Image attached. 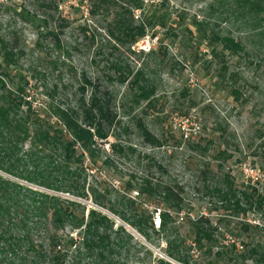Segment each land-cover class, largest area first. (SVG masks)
<instances>
[{
    "label": "rangeland",
    "instance_id": "1",
    "mask_svg": "<svg viewBox=\"0 0 264 264\" xmlns=\"http://www.w3.org/2000/svg\"><path fill=\"white\" fill-rule=\"evenodd\" d=\"M212 1L147 0L150 7H146L144 21L154 15L165 25L148 29L138 40V44L148 43L149 53L155 51L148 56V52L140 54L136 44L129 49L110 37L108 20L88 14L93 0H0L1 35L15 40L21 52L11 76L15 83L18 76L24 78L33 109L49 116L50 108L57 105L76 106L83 96L79 89L82 75L112 97L111 110L118 123L109 129L106 141H97L101 152L96 168L86 172V190H108L114 198L129 176H145V157L164 170L163 174L153 168L149 175L153 180L172 181L183 188V210L171 214L175 221L171 229L164 236L148 231L149 241L106 209L93 205L90 197L58 194L84 205L85 215L89 209H96L115 221L114 228L124 226L135 239L127 264H154L157 259L180 264L166 255L170 247L167 242L173 238L176 246L188 251L189 264H209L214 259L219 264H241L250 249L264 251V202L250 209L246 203L264 197V183L250 184L240 170L247 164L264 174V55L248 50L236 56L225 53L222 59L214 57L211 43L203 36L214 31L242 39L243 33L237 25L227 26L217 20L216 13L210 15L207 6ZM222 61L228 67L226 73L220 69ZM112 63H118L123 73L148 66L154 90L151 103L137 100L127 83L118 82ZM90 93L91 89H86L85 101ZM138 121L160 147L142 139ZM112 144L125 153L126 148L133 149L143 159L141 168L135 166L133 157L112 149ZM89 165L85 160L83 167ZM225 175L242 206H247L245 213H234L206 191V187H225ZM241 192L250 200L243 199ZM157 214L153 217L155 230L159 228ZM199 216L209 219L216 230L212 231V241L197 249L191 243L193 234L187 218ZM181 240L186 245L180 244Z\"/></svg>",
    "mask_w": 264,
    "mask_h": 264
},
{
    "label": "trees",
    "instance_id": "2",
    "mask_svg": "<svg viewBox=\"0 0 264 264\" xmlns=\"http://www.w3.org/2000/svg\"><path fill=\"white\" fill-rule=\"evenodd\" d=\"M146 1L93 0L88 14L108 20L106 30L110 37L130 49L145 37L148 29L157 25L165 27L163 20L154 15L144 21L146 7H150ZM54 9L58 11L57 6ZM207 9L212 17L216 13L217 20L227 26L237 25L243 33L242 39L214 31H210L208 37L203 36L211 43L214 57L222 59L225 53L236 56L248 50L264 55V0H214ZM154 53L152 50L148 56ZM20 54L15 40H6L0 32V264H127L126 258L132 251L130 244L135 239L124 226L114 228L115 221L96 209H89L85 215L84 205L58 194H70L79 199L90 197L93 205L106 209L149 241L148 231L164 236L171 229L175 222L171 214L183 210V188L172 181L153 180L149 176L153 168L163 174L164 170L145 157L146 164L142 168L145 176H129L114 198L108 190H86V172L96 168V158L101 152L97 141H106L109 129L118 123L111 110L112 97L82 75L79 89L83 96L86 89H91L88 100L82 96L74 107L57 105L50 108L47 116L33 109L23 85L26 84L24 78L18 76V82H13L11 71L18 65ZM111 68L118 82L127 83L135 92L137 100L151 103L154 90L147 65L127 73H123L118 63H112ZM220 69L227 72L225 62L222 61ZM233 93L237 98V91ZM136 127L146 143L160 147V142L141 121ZM110 147L127 158L133 157L135 166L141 168L143 159L133 149L126 148L125 153L120 146L112 144ZM85 160L90 162L87 168L83 167ZM224 183L223 188L216 185L212 189L206 187V191L234 213H245L247 206H242L226 175ZM133 190H136L135 196L131 195ZM251 191L257 194L255 189ZM240 195L250 200L246 193ZM257 198L254 203L246 202L247 209L253 205L261 207L264 197ZM151 203L155 207L151 208ZM155 214L159 218L156 230ZM187 220L194 247L200 249L204 242L212 241V231L216 229L209 219L199 216ZM175 241L173 238L167 242L170 244L167 257L189 264L188 251L176 246ZM180 242L186 245L185 240ZM171 244L175 245L171 248ZM248 253L242 257L241 264L247 261L264 264V251L252 248ZM146 254L151 255V252L147 250ZM154 264L170 263L157 259ZM209 264H219V261L214 259Z\"/></svg>",
    "mask_w": 264,
    "mask_h": 264
},
{
    "label": "built area",
    "instance_id": "3",
    "mask_svg": "<svg viewBox=\"0 0 264 264\" xmlns=\"http://www.w3.org/2000/svg\"><path fill=\"white\" fill-rule=\"evenodd\" d=\"M136 47L138 48V52H148L150 50L148 43L144 44L143 42H141L140 44H138V42L136 43ZM240 170L244 175V178L250 182V184L252 185H260L262 183H264V174H262L259 170L247 165V164H242L240 166ZM250 179V180H248Z\"/></svg>",
    "mask_w": 264,
    "mask_h": 264
}]
</instances>
